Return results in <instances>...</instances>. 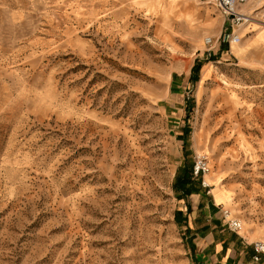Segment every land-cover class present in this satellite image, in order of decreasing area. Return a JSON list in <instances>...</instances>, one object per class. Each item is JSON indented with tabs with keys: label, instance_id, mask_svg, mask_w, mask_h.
<instances>
[{
	"label": "rangeland",
	"instance_id": "rangeland-1",
	"mask_svg": "<svg viewBox=\"0 0 264 264\" xmlns=\"http://www.w3.org/2000/svg\"><path fill=\"white\" fill-rule=\"evenodd\" d=\"M224 22L196 0H0V264H197L176 214L197 154L264 241V44L244 26L232 53Z\"/></svg>",
	"mask_w": 264,
	"mask_h": 264
},
{
	"label": "crops",
	"instance_id": "crops-1",
	"mask_svg": "<svg viewBox=\"0 0 264 264\" xmlns=\"http://www.w3.org/2000/svg\"><path fill=\"white\" fill-rule=\"evenodd\" d=\"M176 1V0H174ZM252 10V8H250ZM264 9V3L256 10ZM8 13L10 25L20 27L30 25L29 16L23 12L5 11ZM224 32L227 31L226 22H224ZM246 34H254L250 45L258 46L264 44V29L246 25ZM228 43V42H226ZM17 49L23 47V43H17ZM232 53L240 54L246 52L247 48L235 49ZM228 49L227 47L225 50ZM186 176L177 179L179 181ZM185 190L179 188L181 195L180 205L177 208L178 222L186 229V240L192 250L193 258L197 264H260L253 260L255 254L252 242L243 239L240 235L233 233L221 218L220 203L216 198L207 194L206 189L202 187L200 181L198 186L192 188L189 184ZM264 264V258L263 263Z\"/></svg>",
	"mask_w": 264,
	"mask_h": 264
},
{
	"label": "built area",
	"instance_id": "built-area-1",
	"mask_svg": "<svg viewBox=\"0 0 264 264\" xmlns=\"http://www.w3.org/2000/svg\"><path fill=\"white\" fill-rule=\"evenodd\" d=\"M201 3H206L214 6L220 14L224 17L227 31L223 34V41L230 44L239 43L242 39L241 30L244 26L249 25L255 21L264 24V9L256 10L250 12L245 6L250 0H196ZM206 43L211 45L213 43V38L208 37ZM209 55H211V49L208 50ZM210 172V162L206 155L197 154L195 157L193 165V178L200 179L201 185L206 189L208 195H212V185L206 180L207 174ZM220 212L222 214L223 220L228 226V228L240 235L243 239L244 236V223L240 217L235 215L231 209L221 206ZM254 249L253 260L257 263L261 262L264 258V241H254L252 242Z\"/></svg>",
	"mask_w": 264,
	"mask_h": 264
},
{
	"label": "trees",
	"instance_id": "trees-1",
	"mask_svg": "<svg viewBox=\"0 0 264 264\" xmlns=\"http://www.w3.org/2000/svg\"><path fill=\"white\" fill-rule=\"evenodd\" d=\"M201 65H197V69L199 70ZM189 183V177H185L179 181V188L185 190L186 185Z\"/></svg>",
	"mask_w": 264,
	"mask_h": 264
},
{
	"label": "bare ground",
	"instance_id": "bare-ground-1",
	"mask_svg": "<svg viewBox=\"0 0 264 264\" xmlns=\"http://www.w3.org/2000/svg\"><path fill=\"white\" fill-rule=\"evenodd\" d=\"M233 44H238V43H233Z\"/></svg>",
	"mask_w": 264,
	"mask_h": 264
}]
</instances>
